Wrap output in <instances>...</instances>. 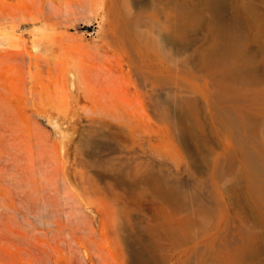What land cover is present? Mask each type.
Returning a JSON list of instances; mask_svg holds the SVG:
<instances>
[{
  "label": "rangeland",
  "instance_id": "obj_1",
  "mask_svg": "<svg viewBox=\"0 0 264 264\" xmlns=\"http://www.w3.org/2000/svg\"><path fill=\"white\" fill-rule=\"evenodd\" d=\"M262 43L264 0H0V264H264Z\"/></svg>",
  "mask_w": 264,
  "mask_h": 264
},
{
  "label": "bare ground",
  "instance_id": "obj_2",
  "mask_svg": "<svg viewBox=\"0 0 264 264\" xmlns=\"http://www.w3.org/2000/svg\"><path fill=\"white\" fill-rule=\"evenodd\" d=\"M207 1V0H206ZM224 1V0H223ZM209 2V1H208ZM207 2V3H208ZM212 1H210V3H211ZM241 2V1H240ZM219 3V2H218ZM214 4H217V1H216V3L214 2ZM213 3L211 4V5H214ZM218 5V4H217ZM222 5V4H221ZM216 6V5H215ZM214 6V7H215ZM212 7V6H211ZM218 7H220V6H218ZM216 9H217V7H215ZM220 9V8H219ZM218 9V10H219ZM238 9L242 12V11H245V14L248 12V13H251V15L252 14H254V12H255V15L257 14L256 13V9L252 6V5H244V3L243 4H241V5H239L238 6ZM224 10V9H223ZM239 10L237 11V12H239ZM248 13H247V16H248ZM240 15V14H239ZM221 16V15H220ZM243 15H241V17H242ZM246 15L245 16H243L245 19H247L248 20V22H249V24L251 25V26H255L256 24L258 25L259 24V21H257V20H260V18L258 19L256 16H250V17H247ZM242 17V18H243ZM257 18V19H256ZM225 20V19H224ZM240 20V19H239ZM225 21H227V20H225ZM244 22H246L247 23V21H244ZM258 22V23H257ZM238 23V22H237ZM189 24V23H188ZM248 24V23H247ZM180 25H182V23L180 24ZM187 25V24H186ZM223 25V24H222ZM227 25V24H226ZM249 25V26H250ZM176 27V26H175ZM185 27V26H184ZM194 27V26H193ZM228 27H230L229 25H228ZM183 29V28H182ZM181 29H180V27L178 28H175V30L172 32H169V33H167L166 34V40H172V39H174L175 38V40L177 39L176 37H177V34H179V31H180ZM186 30V29H185ZM185 30L183 31V34H184V32H185ZM227 32H231L230 30L228 31L227 30ZM181 33V32H180ZM186 33V32H185ZM182 35V34H181ZM183 36V35H182ZM181 36V37H182ZM227 36H229L228 34H227ZM238 36V35H237ZM230 37V36H229ZM179 38H180V36H179ZM228 38V37H227ZM232 38V37H231ZM185 39V38H184ZM229 39V38H228ZM236 39V38H235ZM256 39V38H255ZM254 39V40H255ZM260 39H261V37H260ZM234 40V39H233ZM238 40H239V38H238ZM258 41V40H257ZM227 43V42H226ZM260 43V42H259ZM261 44V43H260ZM260 52L262 53V57L263 58H261V59H263V63H264V44L262 43V45L260 46ZM252 54V53H251ZM249 58H250V56H249ZM244 59L243 60V62H242V65H241V67L243 68H245L246 70H248V69H251V65H253L254 64V62H255V60H253L252 58V56H251V59L253 60H250V59ZM240 63V62H239ZM253 63V64H252ZM257 65V64H256ZM254 66V65H253ZM232 67V66H231ZM241 68V69H242ZM245 69H243V70H245ZM242 70V71H243ZM235 72V71H234ZM246 72V71H245ZM243 73H244V71H243Z\"/></svg>",
  "mask_w": 264,
  "mask_h": 264
}]
</instances>
